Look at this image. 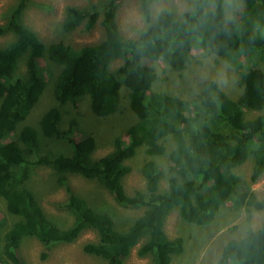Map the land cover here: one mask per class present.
<instances>
[{
  "label": "trees",
  "instance_id": "obj_1",
  "mask_svg": "<svg viewBox=\"0 0 264 264\" xmlns=\"http://www.w3.org/2000/svg\"><path fill=\"white\" fill-rule=\"evenodd\" d=\"M123 1L105 0L101 11L74 5L65 8L64 31L81 23L89 31L101 16V40L78 48L62 41L45 44L22 19L30 0H15L0 24V35H13L12 41L0 47V196L16 216L0 236V264H26L19 253L25 237L33 236L46 245L69 243L86 229L94 230L97 239L84 243L82 250L104 259L105 264H124L139 242L138 256H151L153 264H170L183 250L182 238L170 237L163 229L172 210H177L183 222L204 226L226 203L247 210L264 208V199H257L234 172L250 157L249 183L264 172V69L252 66L256 60L264 62V0H241L242 8L230 20L225 14L226 0H185L188 7L180 13L164 8L155 15L152 8L158 0H139L145 25L136 37L128 38L121 35L117 21ZM195 48L239 70L241 93L236 99L213 79L203 80L191 100L160 91L148 94L157 78L153 62L161 59L171 69L182 71ZM117 58L122 63L111 70L110 62ZM42 60L59 67L53 79L56 101L76 106L79 98L87 96L97 116L119 109L120 89L125 86L129 108L136 116L126 128L127 140L116 136L109 152L93 158L94 136L76 139L74 119L67 130L60 128L61 111L55 106L43 113L39 128L19 127L45 87L42 72L49 74V69L41 66ZM20 61L25 70L18 74ZM245 110L260 113L247 118ZM211 118L218 124H209ZM10 134L13 137L8 138ZM167 136L173 141L169 150L164 141ZM51 137L67 140L69 150L43 151L44 141ZM139 146L151 156L167 152L174 175L167 178L166 189H160L163 173L151 159L142 166L144 188L132 193L125 189L124 177L131 169L127 160ZM36 166H48L58 174V184L67 191L62 206L72 216L71 224L58 225L29 188L28 179ZM69 174L97 180L120 206L144 210L121 228L108 212L90 206L72 191ZM239 237L224 243L215 264H264V216L257 228Z\"/></svg>",
  "mask_w": 264,
  "mask_h": 264
},
{
  "label": "rangeland",
  "instance_id": "obj_2",
  "mask_svg": "<svg viewBox=\"0 0 264 264\" xmlns=\"http://www.w3.org/2000/svg\"><path fill=\"white\" fill-rule=\"evenodd\" d=\"M105 0H30L26 7L22 19L45 44L62 41L78 48L83 45L96 43L103 36V29L99 24L101 16L95 26L89 31L84 30L81 23L72 31H64L62 21L65 16V8L74 5L81 8L103 9ZM15 0H0V24L4 22L7 11L14 4ZM243 6L241 0H226L225 14L230 20L234 11L240 10ZM188 4L185 0H158L153 4V14L164 8H171L177 13L186 9ZM117 21L120 33L124 38L136 37L144 27V22L140 15L139 0H124L117 11ZM12 33L0 35V47L12 41ZM193 57L190 63L182 70L171 69L164 60L159 59L153 62V67L157 73V78L151 83L148 94L154 91L167 92L191 100L197 97L201 84L205 79L215 80L221 89L232 99H236L241 93L238 84L239 70L219 56L208 54L195 48L192 51ZM242 57L240 60L245 61ZM122 63L121 58L110 62V69H116ZM252 66L264 69V62L256 60ZM41 66L49 69V74L43 71L45 87L31 107L25 120L19 127L27 124L31 127L39 128L40 119L43 113L50 107H58L61 111L60 128L67 130L69 122L74 119L76 126L72 135L79 139L85 134L94 136L96 141L92 157L97 158L109 152L113 148L116 136L127 140L126 128L135 122L136 116L129 108L128 90L125 86L120 89L119 109L106 116L93 114L89 107L87 96H83L76 101V106L72 104H59L53 94V79L59 71V67L42 60ZM25 70L23 61L15 73L20 74ZM260 111L245 110V116L252 118ZM210 117H207V121ZM214 121V122H212ZM212 126L218 121L211 118L208 122ZM13 134H10V138ZM72 136V137H73ZM13 137V136H12ZM5 141V139H3ZM167 150L173 141L170 136L165 139ZM43 151L67 152L69 143L67 140L57 137L46 139ZM154 160L162 170L163 177L160 181V189L167 188V178L174 175L169 169L167 152L162 155H148L144 146L137 148L136 154L127 160L130 166L129 173L124 177V186L127 192L132 193L137 189L144 188V178L142 166L147 160ZM253 165V158L246 159L243 164L234 169V172L246 183L255 193L257 199H264V172L255 182L249 183V176ZM57 173L48 166H36L28 179L29 188L38 199L44 212L51 217L58 225L64 227L72 222V216L63 208L62 203L67 197V191L57 182ZM68 182L73 192L86 199L90 206L108 212L116 225L125 228L138 217L143 207L130 208L118 205L110 192L97 180L84 178L80 175L69 174ZM246 206L235 208L231 203H226L219 207L213 220L207 225H198L192 222L182 221L177 210H172L165 220L163 229L170 237L180 236L182 238L183 250L173 257L170 264H205L217 262L221 257L222 247L230 238H240L250 229L259 226L263 216V209H255ZM16 220L6 208L5 199L0 196V236L3 238L5 231ZM230 228H235L230 231ZM97 239L94 230H84L75 240L69 243H53L46 245L35 237H25L20 245V256L26 264H105V260L85 253L82 250L83 244ZM140 243V242H139ZM135 245L130 254L125 258L124 264H153L151 256L140 257L136 254ZM45 254V256H43Z\"/></svg>",
  "mask_w": 264,
  "mask_h": 264
}]
</instances>
